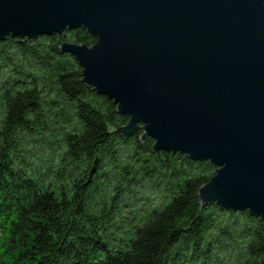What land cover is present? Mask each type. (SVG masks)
Wrapping results in <instances>:
<instances>
[{"label": "trees", "instance_id": "16d2710c", "mask_svg": "<svg viewBox=\"0 0 264 264\" xmlns=\"http://www.w3.org/2000/svg\"><path fill=\"white\" fill-rule=\"evenodd\" d=\"M65 42L96 39L79 28L0 40V220L13 259L208 264L231 249L237 264H264L263 220L201 204L217 167L154 151L140 125L124 138L129 117L83 82Z\"/></svg>", "mask_w": 264, "mask_h": 264}, {"label": "water", "instance_id": "95a60500", "mask_svg": "<svg viewBox=\"0 0 264 264\" xmlns=\"http://www.w3.org/2000/svg\"><path fill=\"white\" fill-rule=\"evenodd\" d=\"M65 42L83 82L129 117L118 131L208 161L211 203L264 221V0H0V40Z\"/></svg>", "mask_w": 264, "mask_h": 264}, {"label": "rangeland", "instance_id": "374dc122", "mask_svg": "<svg viewBox=\"0 0 264 264\" xmlns=\"http://www.w3.org/2000/svg\"><path fill=\"white\" fill-rule=\"evenodd\" d=\"M31 162H33L34 164L36 163L35 159H32ZM154 204H150V207H155L159 204V201H153ZM141 216V215H138ZM228 217L226 218H221L220 220H226ZM4 233H0V264H19L18 260H14L13 259V255L11 254L12 250L11 248H6V244L1 245V238L3 236ZM242 247H239V249H241ZM219 260L217 261L216 257L213 258V262H211V259L208 261V264H221L220 261H222V264H237V260L241 258V256H239V254L237 252H234L230 249V251L225 252L224 251H220L219 252V257H217Z\"/></svg>", "mask_w": 264, "mask_h": 264}]
</instances>
